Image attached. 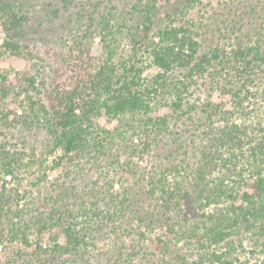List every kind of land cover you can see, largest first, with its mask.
I'll use <instances>...</instances> for the list:
<instances>
[{
	"label": "trees",
	"instance_id": "1",
	"mask_svg": "<svg viewBox=\"0 0 264 264\" xmlns=\"http://www.w3.org/2000/svg\"><path fill=\"white\" fill-rule=\"evenodd\" d=\"M115 1L48 2L61 3L51 12L58 17L62 7L69 18L57 68L30 42L32 32L53 28L36 22L23 0H0L2 48L25 60L20 70L0 68L3 264H92L95 255L107 264H264V113L254 124L236 123L222 104L189 98L207 79L230 94L236 112L245 100L264 98V32L230 48H205L192 18L207 5L202 0H183L171 12L160 0H132L124 9ZM172 15L184 23H167ZM96 38L102 54L95 60ZM164 107L190 122L180 160L171 159L176 147L164 148L173 133ZM103 116L117 124L102 125ZM145 155L153 163L139 173L134 159ZM85 165L98 178L84 196L61 184L48 189L54 170ZM7 177L28 180L23 204L18 188L6 191ZM32 232L35 247L15 249L17 240L31 245ZM46 234L53 244L44 246ZM240 234L261 258L233 256Z\"/></svg>",
	"mask_w": 264,
	"mask_h": 264
},
{
	"label": "rangeland",
	"instance_id": "2",
	"mask_svg": "<svg viewBox=\"0 0 264 264\" xmlns=\"http://www.w3.org/2000/svg\"><path fill=\"white\" fill-rule=\"evenodd\" d=\"M54 0H23L25 7L34 14L36 22H43L44 28L52 27L54 31L50 30H42L43 32H32L31 35L35 37L34 40H30L32 46H35L39 49V52L46 59L43 63H50L53 67H60L61 64L58 63L59 57H57L56 53L59 52L60 46L62 42L60 40L59 34L68 35V27H69V18L67 15V10L61 7L59 16L56 17L52 11L54 5L52 7L48 6V2ZM164 5V9L166 11H173L176 6H179L183 0H160ZM204 4L202 7H205L200 14H196V10H194L192 14V18H196L199 22L197 27V38L200 40L201 44L205 48H209L215 45H223L225 47L230 48L234 46L237 42H248L253 41L255 39V32L261 30L264 32V0H234V4L227 3L228 0H202ZM120 9H124L131 5L132 0H116L115 1ZM160 2V3H161ZM73 10V7L70 8ZM70 10V11H71ZM204 15L203 16H201ZM181 15V14H180ZM163 17L165 15L163 14ZM167 23H179L183 22V19L179 15H172V18H165ZM49 26H45L48 24ZM48 33V38L42 39L43 35ZM68 38V37H67ZM66 38V39H67ZM33 41V42H32ZM2 39L0 38V50L3 51V54L0 55V68H5L10 71L20 70L25 67V60L19 56L12 55L8 52H4L2 48ZM91 56L97 59L99 55L102 54V46L98 38H96L92 44L91 48ZM50 67V66H49ZM47 66V70L49 69ZM49 71V70H48ZM149 72L154 73L155 69H150ZM259 81H257V84ZM192 94L189 96L190 102L192 104L201 105V103L211 100L214 103H220L223 107L228 110L233 111L232 117L236 123H248L254 124L257 120L260 119L261 115L264 113V98L258 95L257 98H252L244 101L243 112H236L238 109V105L234 99L230 96V94H223L217 88H210L209 81L206 80V84L203 82H199V86H194ZM262 86H258V92L261 91ZM14 106L12 105V108ZM200 107V106H199ZM198 107V108H199ZM184 107L183 109H185ZM235 110V111H234ZM168 114L170 120V128H172L173 133L165 138L166 145L164 148L168 146L176 147L175 155L172 156L171 159L180 160L183 157V148L179 146V142L188 147V142H183L184 139L189 140V132L186 130L188 127L186 125H190L189 119L186 115L182 114V112L173 111L171 108L164 107L161 110V114ZM178 114V115H177ZM180 119V120H179ZM176 121V122H175ZM100 123L102 125H108L113 128L117 121L112 123H108L106 121V117L103 116L100 119ZM214 123L216 125H223L225 120H222L219 116L214 119ZM187 127V128H186ZM175 139V140H174ZM38 148L40 151L43 148V135L40 134L37 137ZM162 154L166 153V149L161 150ZM164 157V156H163ZM52 158V157H50ZM138 162L141 168L137 171L140 173L143 170L144 166H150L153 163V156L145 155V157L140 160L138 157L134 159V163ZM139 166V167H140ZM98 170L96 167H90L89 165H85L82 170L79 168L73 169L71 172L65 173V170H61L60 168L54 170L49 177V180L52 183H48V189H57L56 184H61L62 186H68L75 195H85L87 190L93 186V181L98 178ZM137 172V173H138ZM69 173V174H68ZM24 174V173H23ZM28 176V174H25ZM129 178V182L132 183L133 176H127ZM102 180H100V183ZM2 181L0 182L1 186ZM6 191L12 190L14 187L18 188L19 193L17 198L19 199V204H23L27 196V192L24 193L26 189H28V180L24 179L21 183L17 179L6 178ZM116 187H118L116 185ZM1 189V188H0ZM13 191V190H12ZM24 195V196H22ZM242 239L241 241L239 240ZM29 239L32 241L31 245H26L20 241L14 242L15 249H20L24 252H30L35 247V240L37 239L36 232H32L29 235ZM242 242V243H240ZM44 246H48L53 244V241L48 234L44 236L42 240ZM231 247H233V256H236L240 261H248L252 262L256 258H261L263 254L260 253H252L251 249H253V243L249 238L245 235H234L232 239ZM235 249V250H234ZM3 250L0 249V264L5 263V257L1 255ZM105 257L96 256L92 260V264H107Z\"/></svg>",
	"mask_w": 264,
	"mask_h": 264
}]
</instances>
